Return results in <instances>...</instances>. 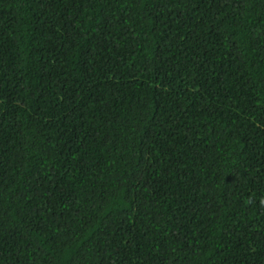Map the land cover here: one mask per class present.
<instances>
[{"label":"trees","instance_id":"obj_1","mask_svg":"<svg viewBox=\"0 0 264 264\" xmlns=\"http://www.w3.org/2000/svg\"><path fill=\"white\" fill-rule=\"evenodd\" d=\"M262 200L264 0H0V264H264Z\"/></svg>","mask_w":264,"mask_h":264},{"label":"clouds","instance_id":"obj_2","mask_svg":"<svg viewBox=\"0 0 264 264\" xmlns=\"http://www.w3.org/2000/svg\"><path fill=\"white\" fill-rule=\"evenodd\" d=\"M248 203H251V201L249 200ZM261 205L264 206V200L261 201Z\"/></svg>","mask_w":264,"mask_h":264}]
</instances>
